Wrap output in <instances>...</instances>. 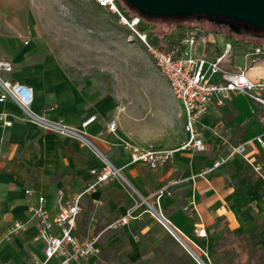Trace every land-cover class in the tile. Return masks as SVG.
<instances>
[{
  "label": "crops",
  "instance_id": "0c3cea01",
  "mask_svg": "<svg viewBox=\"0 0 264 264\" xmlns=\"http://www.w3.org/2000/svg\"><path fill=\"white\" fill-rule=\"evenodd\" d=\"M200 30L196 34L193 46L194 56L212 60L220 52L213 34H220L223 44L225 41L231 42V49L221 60L219 67L226 72L242 71L251 81L264 79V44L242 41L213 29ZM238 43L253 45L252 49L242 54V62L239 64L234 48ZM257 47L261 49V53L253 54L254 48ZM1 79L7 83L17 82L31 88L32 101L29 105L31 112L42 114L49 119L62 117L66 125L78 133L87 135L90 140L83 136L57 137L50 133H42L38 128L16 120L6 128L0 125V166L16 148L22 149L27 146V150L31 151L32 161L37 165L35 169L37 173L41 162L49 166L54 163V174L58 170L61 171L58 164L63 163L65 172L70 173L62 181L66 190L59 200L57 195L60 194V190L39 181L25 187L22 177L6 172L0 173V264H29L31 255L42 259L43 244L35 239L37 223L29 218V203L37 196H41L44 199V208L50 215L54 214L67 197L85 187L92 179L89 171L100 169L104 160L119 170V178L124 183L110 177L94 192L83 196L74 228L77 240L82 241L86 238V235L75 234L78 224H88L85 231L89 236L93 232L100 238L105 234L107 224H110L113 218L121 216L126 206H130L132 218L129 219V223L127 221L128 224L119 225L120 236L131 241V244L134 243L132 235L137 229L134 221L145 211L137 198L145 200L152 207L155 205L154 209L162 220L159 221L160 226L166 233L169 234L170 228L193 244L204 246L209 256L214 252L220 238V234L215 231L219 225L225 227L240 243L258 246L264 252V201L261 200L264 196V147L259 148L255 142H251L246 152L260 171L250 172L246 169L248 166L242 165L240 158H234L229 164L210 174L195 176L218 156L225 141L235 144L261 133L264 141V124L258 119V115H264L263 106L254 103V106H251L247 97L239 94L222 106L211 107L201 118V122L206 126L202 134L204 149L197 152L175 151L166 163L151 170L144 164H129L126 152L119 146V140H126L139 146L176 148L185 140L186 135L183 129L182 109L175 98L179 104L176 117H180L182 124L181 130L177 132L178 137H174V142L162 146L140 145L134 133L119 124H114L110 118L106 120L102 108L89 112L86 106L83 108L80 99L77 100L72 95L67 96V93L62 98L63 105L52 104L47 98L45 86L37 83L27 72L10 71ZM57 102H61V99ZM0 112L14 115L22 113L9 98L0 102ZM91 115L95 116L94 119L82 127L81 123ZM110 122L114 124L113 132L108 130ZM59 149L63 150L60 156L52 155L51 151L57 152ZM81 184L80 189L75 188ZM164 186H167L169 195L162 194L155 200L157 191ZM25 188H29L27 194L24 193ZM190 200L192 203L188 204ZM184 205L188 206L186 212L181 209ZM84 209H87V212L84 221H81V211ZM219 218L226 224H216ZM14 221L25 223L24 229L9 240H2L6 228ZM200 228L204 231L203 236L197 235ZM177 242L183 247L181 242L178 240ZM94 259L95 257L93 261ZM54 262L55 259H52L47 264ZM196 263L199 264L197 261Z\"/></svg>",
  "mask_w": 264,
  "mask_h": 264
},
{
  "label": "rangeland",
  "instance_id": "374dc122",
  "mask_svg": "<svg viewBox=\"0 0 264 264\" xmlns=\"http://www.w3.org/2000/svg\"><path fill=\"white\" fill-rule=\"evenodd\" d=\"M118 4L123 5L120 0ZM127 14L130 17L136 16L131 10H127ZM142 20L152 26L151 34L157 38L176 25L194 27L188 31L196 34L200 29L214 28L204 19L196 20L193 14L144 15ZM213 36L221 51L222 36ZM234 37L254 44H264L262 39ZM252 46L251 43H238L234 46L238 64L242 62V54L252 49ZM0 59L11 63V73L27 72L28 76L45 86L47 98L52 104L63 105L62 98L67 93V96L80 99L83 108L86 106L89 112L102 108L106 120L110 118L114 124L134 133L140 145L162 146L174 142V137H178L177 132L181 130V119L176 117L179 104L154 67L143 44L127 28L118 24L115 16L96 8L92 0H0ZM3 75L5 73H1L0 78ZM57 98L61 102H57ZM247 100L254 106L249 98ZM38 116L39 120L23 122L38 128L42 133L76 137L51 126L59 122L66 125L62 117L49 119L42 114ZM78 134L90 140L87 135ZM230 145L225 141L218 156L227 153ZM87 146L92 149L90 145ZM62 151L59 149L51 153L60 156ZM30 153L27 146L16 148L0 166V173L22 177L25 187L39 181L60 190L57 195L59 200L66 190L62 181L70 173L65 172L63 163H59L62 172L58 170L54 174L55 164L49 166L45 162H41L37 173V165L32 161ZM234 158H240L242 165L248 166L247 170L255 172L252 166L256 163H253L250 156L246 155L249 162L241 157ZM257 171H260L259 167ZM114 178L124 183L119 175ZM81 187L82 184L75 188ZM28 189H24L25 194L29 192ZM136 200L145 211L134 221L137 227L132 235L134 243L120 236V226L112 224L118 217L113 218L107 224L105 234L97 239L93 264H197L189 250L199 256L202 264H249L251 258L248 259L247 255L258 250V261L255 264H264V252L258 246L240 243L220 225L215 229L220 238L209 256L204 246L193 244L177 232V236L166 233L160 226L159 221L162 220L154 209L155 205L152 207L145 200ZM261 200L264 201V196ZM128 209L132 208L126 206L124 212ZM81 212L80 220L84 221L87 209ZM216 224L226 222L219 218ZM87 225L78 224L75 234L89 237L85 231ZM4 234L2 240L16 236L5 238Z\"/></svg>",
  "mask_w": 264,
  "mask_h": 264
},
{
  "label": "built area",
  "instance_id": "2783aa9c",
  "mask_svg": "<svg viewBox=\"0 0 264 264\" xmlns=\"http://www.w3.org/2000/svg\"><path fill=\"white\" fill-rule=\"evenodd\" d=\"M96 7L116 17L117 23L127 28L144 46L158 73L165 80L171 95L179 102L183 115V129L185 140L176 148L166 149L154 146H139L125 140H119V146L126 152L129 164H144L153 170L166 163L175 151L191 150L202 151V134L206 126L201 118L211 107L222 106L235 95H244L254 104L264 107V79L251 81L245 77L242 71L226 72L219 67L221 60L231 49V42L225 41L222 50L212 59L206 60L194 56L193 46L196 33L187 31L178 44L163 50L148 40L145 32L138 30V17L126 18L121 14L116 0H92ZM261 53L260 48H254L253 54ZM247 55V54H246ZM11 71L10 62L0 59V74ZM5 98L11 99L21 110V115L0 112V125L9 127L13 120L34 121L39 120L38 114L29 110L32 101L31 88L17 82L7 83L0 78V102ZM89 116L81 123L84 127L94 119ZM260 122L264 124V115H258ZM62 131L79 136L72 128L59 123L51 124ZM108 130L113 132V123L108 124ZM263 133L253 136L251 139L230 145L227 153L214 158L207 166H204L195 176H204L212 173L227 164L234 157L246 158L247 147L255 142L259 148L264 147ZM256 171L257 166H252ZM92 179L85 187L74 193L58 206V210L50 215L44 208V199L37 196L29 203V218L37 223L35 239L42 242V259L31 255L29 264H47L55 259L53 264H93V258L97 251L98 234L86 237L82 241L77 240L74 228L77 216L81 208L83 196L89 195L100 187L110 177L118 175V170L113 168L106 160L100 169H91ZM28 193V191H26ZM169 195L167 186L160 188L156 193V199L162 194ZM192 201L188 204H191ZM187 205L181 207L187 210ZM132 218L131 210H126L112 224L124 225ZM25 223L14 221L6 228L4 237L9 238L24 229ZM172 235L177 234L171 229ZM198 236H203L202 228L197 230ZM196 247V246H195ZM198 251L199 248L196 247ZM193 252V251H192ZM201 262L198 256L193 252Z\"/></svg>",
  "mask_w": 264,
  "mask_h": 264
},
{
  "label": "water",
  "instance_id": "95a60500",
  "mask_svg": "<svg viewBox=\"0 0 264 264\" xmlns=\"http://www.w3.org/2000/svg\"><path fill=\"white\" fill-rule=\"evenodd\" d=\"M123 2L144 15L193 14L213 18L222 16L239 20L249 26L264 28V0H123ZM233 31L236 33L234 28ZM189 253L202 264L192 251L189 250Z\"/></svg>",
  "mask_w": 264,
  "mask_h": 264
},
{
  "label": "trees",
  "instance_id": "16d2710c",
  "mask_svg": "<svg viewBox=\"0 0 264 264\" xmlns=\"http://www.w3.org/2000/svg\"><path fill=\"white\" fill-rule=\"evenodd\" d=\"M122 2L123 5L118 4V0H116L117 6L120 10V12L123 15H126L128 17H130V15L127 14V10H131L132 12H134V14L136 16H138V24H137V28L140 31L143 32H147V37L148 40L153 43L154 45L158 46L159 48L166 50L169 49L175 45L178 44L180 38L190 29H193L194 27H190V26H184V25H176L171 31L162 34L160 37H154L151 34L150 29L152 28L151 25H148L147 23H145L142 19L144 17V14H140L138 13L136 10H134L132 7H130L129 5L125 4L123 2V0H120ZM94 4V3H93ZM95 6V4H94ZM96 7V6H95ZM98 8V7H96ZM254 27V26H253ZM259 28V27H256ZM235 42H238L239 40H234ZM257 254H259L258 250H255L253 252H251L250 254L247 255L248 259L251 258V261L249 262V264H255L258 259L256 258Z\"/></svg>",
  "mask_w": 264,
  "mask_h": 264
},
{
  "label": "flooded vegetation",
  "instance_id": "af4514ba",
  "mask_svg": "<svg viewBox=\"0 0 264 264\" xmlns=\"http://www.w3.org/2000/svg\"><path fill=\"white\" fill-rule=\"evenodd\" d=\"M194 17L196 20H206L209 24L214 26L213 30L220 31L225 34L240 37L248 36L250 38L264 40V28L249 26L239 20L227 19L222 16L213 18L205 15H194ZM233 28L236 30V33L233 31Z\"/></svg>",
  "mask_w": 264,
  "mask_h": 264
}]
</instances>
